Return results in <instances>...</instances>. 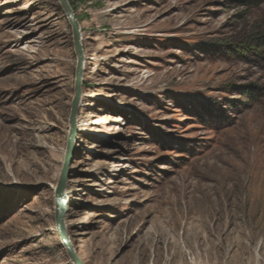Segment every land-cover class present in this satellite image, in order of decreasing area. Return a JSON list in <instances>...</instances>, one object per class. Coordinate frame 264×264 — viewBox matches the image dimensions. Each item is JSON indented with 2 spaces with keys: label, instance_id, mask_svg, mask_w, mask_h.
<instances>
[{
  "label": "rangeland",
  "instance_id": "rangeland-1",
  "mask_svg": "<svg viewBox=\"0 0 264 264\" xmlns=\"http://www.w3.org/2000/svg\"><path fill=\"white\" fill-rule=\"evenodd\" d=\"M69 2L82 262L264 264V0ZM76 64L59 0H0V264H74Z\"/></svg>",
  "mask_w": 264,
  "mask_h": 264
},
{
  "label": "water",
  "instance_id": "water-1",
  "mask_svg": "<svg viewBox=\"0 0 264 264\" xmlns=\"http://www.w3.org/2000/svg\"><path fill=\"white\" fill-rule=\"evenodd\" d=\"M62 8L64 9L69 23L72 26V33L74 39V46L77 55L76 76L74 85V97L71 102V111L69 116L70 129L67 137L66 150L64 154L63 164L59 173L58 181L55 188V219L56 229L60 237L62 245L65 247L70 258L74 264H84L78 256L74 244L68 234L65 213L67 207V198L64 193L66 186V178L68 174V165L71 160L73 150V139L76 132V113L80 99L81 84L84 68V51L81 42L79 22L74 15L73 9L69 0H59Z\"/></svg>",
  "mask_w": 264,
  "mask_h": 264
},
{
  "label": "bare ground",
  "instance_id": "bare-ground-1",
  "mask_svg": "<svg viewBox=\"0 0 264 264\" xmlns=\"http://www.w3.org/2000/svg\"><path fill=\"white\" fill-rule=\"evenodd\" d=\"M103 164V162H101V161H99V160H96V162H95V168H97V167H99L100 165H102ZM64 193H65V195H66V198H67V194H68V192L65 190L64 191ZM174 246V244H172V243H170V242H167V247L168 246ZM174 247H176V246H174ZM180 252H175V254L177 255V254H179Z\"/></svg>",
  "mask_w": 264,
  "mask_h": 264
},
{
  "label": "trees",
  "instance_id": "trees-1",
  "mask_svg": "<svg viewBox=\"0 0 264 264\" xmlns=\"http://www.w3.org/2000/svg\"><path fill=\"white\" fill-rule=\"evenodd\" d=\"M245 1H250V0H245ZM70 5H71V7H73L71 3H70ZM260 37H261V38H264V32H262V33L260 34Z\"/></svg>",
  "mask_w": 264,
  "mask_h": 264
}]
</instances>
